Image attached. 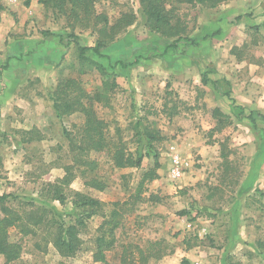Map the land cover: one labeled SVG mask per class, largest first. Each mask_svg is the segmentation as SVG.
Returning a JSON list of instances; mask_svg holds the SVG:
<instances>
[{
  "label": "rangeland",
  "instance_id": "374dc122",
  "mask_svg": "<svg viewBox=\"0 0 264 264\" xmlns=\"http://www.w3.org/2000/svg\"><path fill=\"white\" fill-rule=\"evenodd\" d=\"M25 2L0 11V194H13L7 204L25 215L52 206L66 226L75 223L76 191L102 207L80 228L81 246L73 255L53 245L47 222L28 234L11 226L10 241L21 254L9 264H264V0H226L216 7L163 0L186 37L167 53L173 39L149 29L140 0H95L111 24L130 12L136 20L103 57L89 52L88 59L80 58L74 41L67 44V35L93 46L97 30L70 28L65 17ZM136 59L129 68H112ZM204 75L211 82L204 84ZM69 79L77 85L68 94L87 92L105 136L121 137L126 154L143 155L141 166L117 168L108 150L78 149L84 112L59 116L53 101ZM225 80L232 98L212 83L226 90ZM233 100L244 107L239 115ZM216 107L229 117L223 126L213 115ZM143 127L166 139L154 143L160 177L139 196L142 175L154 166L140 140ZM92 177L105 188L88 185ZM48 183L61 184L64 204L50 199ZM183 210L189 214L180 215ZM115 213V244L106 250L107 263L95 261V240L109 233ZM0 264H6L2 254Z\"/></svg>",
  "mask_w": 264,
  "mask_h": 264
},
{
  "label": "trees",
  "instance_id": "16d2710c",
  "mask_svg": "<svg viewBox=\"0 0 264 264\" xmlns=\"http://www.w3.org/2000/svg\"><path fill=\"white\" fill-rule=\"evenodd\" d=\"M38 3L42 4L45 8L51 9L53 14L57 16H63L66 18L70 28H76L78 26L84 28H92L97 30L99 33V38L97 43L93 46H84L79 43V38L76 34L70 33L67 35L68 43L74 41L79 52L81 59H88L89 52H93L99 57H103L104 54L102 50L106 48L110 43L114 42L116 37L125 30L128 26L132 25L136 20V15L133 12L123 14L115 23L111 24L107 15L98 13L95 8V0H37ZM181 2H187L192 4H201L209 7H216L220 3L226 0H180ZM32 0H26V6L31 5ZM143 13L146 15L148 27L151 31L161 33V35L168 38H172V43L168 44L165 48V52H169L172 48H177L178 42L183 40L185 37V28L182 26L179 16L174 14L172 10L167 9L163 0H140ZM240 19L241 17H237ZM45 37L55 35L51 31H43ZM210 37V36H208ZM61 41H63L62 36H60ZM233 53L236 54V48H233ZM139 62L138 59L134 61H116L112 68H116L120 65L121 68H129ZM97 67L103 73H108L106 66L102 63L95 62ZM210 79L208 76H203V83L208 84ZM228 85V89L224 90L221 86L220 81H212L215 85V89L222 95H226L232 98L231 84L229 81H224ZM109 83H105L108 86ZM115 83L113 82L112 85ZM77 85L75 80L69 79L56 91L53 95L54 108L58 115L65 113H70L75 110H81L84 112L86 120L83 126V135L79 143H77L78 149L81 151L86 150H108L111 154V159L113 164L117 168L124 167H139L141 166L144 156L137 155L133 156L131 154H126L125 143L122 141L121 137L116 140L110 139L105 136V124L98 118L95 111L91 105V97H86L88 94L84 91L78 96L72 97L68 94L67 89ZM84 94L85 98H88V103L82 102L80 95ZM98 96V95H97ZM66 97V98H65ZM72 97V98H71ZM234 103V100H233ZM234 110L236 109V104H233ZM239 112L238 115L244 111V107H237ZM213 115L217 118L218 123L223 126L228 122L229 117L226 115L219 107L214 108ZM262 117H264L262 115ZM249 119L256 124V118L253 112L249 114ZM141 142L146 146L147 153L153 154L154 166L147 170L139 182L138 194L142 195L144 187L147 182L158 179V170L161 167L160 155L156 153L154 148L155 142H162L166 139L165 136L161 135V132L149 128L143 127L141 131ZM75 140L71 139V143L74 144ZM1 163V157H0ZM88 185L103 190L105 188V183L99 180L97 177H92L86 181ZM47 190L50 192V199L58 200L61 204L65 203L66 195L63 192L61 184L59 183H48ZM16 197L11 193L0 194V207L4 214L0 218V254L4 255L6 258V264L19 258L21 254V246L18 243L10 241L9 228L11 226H16L24 234L33 232V227L45 224L47 227L51 242L53 245L65 255L75 254L81 246V239L79 237L80 228L86 224V220L91 218L93 215L97 214L98 209L102 207V202L88 194L76 191L74 193L73 211L70 215L75 216V223L65 225L61 222L60 214L58 211L50 206V208L45 206H38L37 211H31L27 215L15 210L7 203ZM34 205V204H32ZM180 215L189 214L188 210H183L179 213ZM47 215H54L47 219ZM117 214L113 215V218L108 222L111 226L109 228V233L99 235L96 242V251L94 253V260L107 263L106 250L113 247L116 241L115 230L118 227ZM182 264H190L187 259L182 261Z\"/></svg>",
  "mask_w": 264,
  "mask_h": 264
},
{
  "label": "crops",
  "instance_id": "0c3cea01",
  "mask_svg": "<svg viewBox=\"0 0 264 264\" xmlns=\"http://www.w3.org/2000/svg\"><path fill=\"white\" fill-rule=\"evenodd\" d=\"M24 1H26V0H0V11H1L2 7H4L6 9V10H3V11H10V10L19 9L20 5H22V3ZM34 2H36V3H34ZM34 4L39 5L37 0H32L31 6L34 5ZM228 249H229V247H228Z\"/></svg>",
  "mask_w": 264,
  "mask_h": 264
},
{
  "label": "built area",
  "instance_id": "2783aa9c",
  "mask_svg": "<svg viewBox=\"0 0 264 264\" xmlns=\"http://www.w3.org/2000/svg\"><path fill=\"white\" fill-rule=\"evenodd\" d=\"M174 161H175L176 165L180 164V158H179V156L175 157ZM178 166H179V165H178ZM178 166H177V167H178ZM179 171H180V170L177 168L176 172H179Z\"/></svg>",
  "mask_w": 264,
  "mask_h": 264
}]
</instances>
